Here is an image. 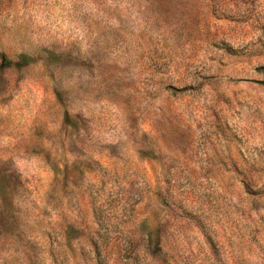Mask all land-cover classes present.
I'll return each mask as SVG.
<instances>
[{"label": "clouds", "instance_id": "obj_1", "mask_svg": "<svg viewBox=\"0 0 264 264\" xmlns=\"http://www.w3.org/2000/svg\"><path fill=\"white\" fill-rule=\"evenodd\" d=\"M0 264H264V0H0Z\"/></svg>", "mask_w": 264, "mask_h": 264}]
</instances>
